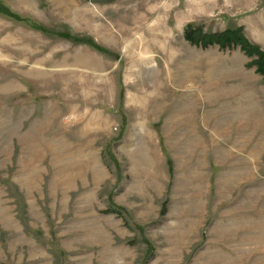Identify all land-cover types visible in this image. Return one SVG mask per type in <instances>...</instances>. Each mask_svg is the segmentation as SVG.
Returning <instances> with one entry per match:
<instances>
[{"label":"rangeland","instance_id":"374dc122","mask_svg":"<svg viewBox=\"0 0 264 264\" xmlns=\"http://www.w3.org/2000/svg\"><path fill=\"white\" fill-rule=\"evenodd\" d=\"M0 2L22 19L0 14V264H264V74L185 38L242 28L264 51V0ZM170 119L235 163L219 149L202 217L197 174L174 164L160 196L130 179Z\"/></svg>","mask_w":264,"mask_h":264},{"label":"crops","instance_id":"0c3cea01","mask_svg":"<svg viewBox=\"0 0 264 264\" xmlns=\"http://www.w3.org/2000/svg\"><path fill=\"white\" fill-rule=\"evenodd\" d=\"M228 114H230V111ZM167 120L162 125L161 131H158V130L156 131V132H159L158 133L159 153L157 152L158 158L154 156L153 161H152V160H149V158H145V156H143V154L141 153L140 155L142 156H139L138 158H136V163L143 165L142 172L135 170L137 168V166L135 168V165H136V163L134 162L135 158L133 157L132 160L130 159V162H129V165L131 166V170H129V174L131 177L130 179H132L133 183H141V181L139 180H143L145 183H152L151 185L147 187V189L148 190L152 189L153 192L156 193V195L160 196L162 195L161 193L162 187H158V186H160V183L162 182H165V183L168 182L169 179H168L167 173L169 174L170 172L171 173L174 172V164H175L176 171L178 174H180L181 171L183 170L185 171L184 174L185 175L188 174V176L193 175V174L194 176H196L195 174H197V176L194 178H196L200 184H201V181H204L205 179L204 181L205 184L204 185L201 184L202 188H200V190L197 192V195H196L197 196L196 211L197 213H200L199 215L201 216L202 212H201V206L199 205V203H201L204 197L206 198V196H208V194H210L213 190V187H214L213 175H214L215 167L219 164V162L216 161V154H219L220 152L219 149L223 148L222 151L226 155V158L228 160L227 163L229 167L227 169L228 171H230L231 169L230 167L234 168L235 166L234 160H231V158L228 159V156L230 155V150L227 147H223L219 145L220 144V142L218 141L219 139L214 138L216 134H213L212 130L208 128V126L211 127L210 124H204L202 128L201 126L199 127L198 123L193 125L190 122L191 124H189L190 126H188L187 122H184L183 119H180V120L170 119L169 121ZM200 128L203 131H205L204 132L205 134L202 133ZM249 134L247 136H245V134L234 135L233 141L234 142L244 141V142L249 143L251 140ZM142 136L149 138L151 142H153L156 135L153 133L144 135L143 133ZM132 137L133 135H131V138L129 137V139L133 140ZM149 139H146L147 142H144L145 146L144 145L143 146L145 148L148 147L147 143ZM260 139H261V143L262 142L264 143V134L260 135ZM262 148L264 151V146ZM133 150L134 149L129 148L128 152L130 151L132 152L130 154H133L134 152ZM153 150H155L154 151L155 153L156 149L154 148ZM188 152H189L188 159L186 160L184 159V161H182V159L185 157L182 155ZM247 154H249V152H247ZM169 159L173 163L172 165L173 167L170 166ZM121 160L123 161L122 158H119L120 162ZM223 163L224 161L222 162V165H224ZM243 163L244 164L246 163V164L245 166L241 165L243 166V169L239 171L242 174L244 173L246 174V172L250 173V170L248 167L250 166V163H247L245 160L243 161ZM164 164H166V167ZM154 167L155 168L158 167V169L153 170ZM233 171H235V169ZM138 174H140L141 176L137 177ZM136 195H139V193L136 194L133 191H131V193L129 194V196H132V197H135ZM155 196L152 195V198H155ZM118 202H120V200H118Z\"/></svg>","mask_w":264,"mask_h":264},{"label":"trees","instance_id":"16d2710c","mask_svg":"<svg viewBox=\"0 0 264 264\" xmlns=\"http://www.w3.org/2000/svg\"><path fill=\"white\" fill-rule=\"evenodd\" d=\"M0 14L8 18L15 20L20 19L11 8L2 4L0 2ZM63 38H71V36L63 34ZM185 38L193 45H202L208 47L209 45L218 44L222 48L227 47H241L249 55H256L258 57L257 66H259V71L264 74V51H262L258 46L253 45L244 35L242 28L234 30H226L222 33L207 35L203 32L195 33L194 31L188 29L185 32ZM83 41V40H81ZM96 48H98L96 46Z\"/></svg>","mask_w":264,"mask_h":264}]
</instances>
